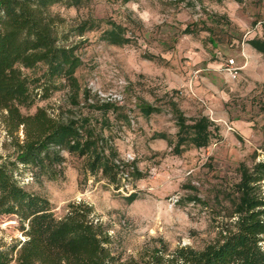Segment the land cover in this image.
I'll return each mask as SVG.
<instances>
[{
    "label": "rangeland",
    "instance_id": "obj_1",
    "mask_svg": "<svg viewBox=\"0 0 264 264\" xmlns=\"http://www.w3.org/2000/svg\"><path fill=\"white\" fill-rule=\"evenodd\" d=\"M50 12L58 20V44L74 47L82 61L80 91L77 97L61 79L52 89L44 65L23 69L34 106L22 113L44 108L54 118L89 117L97 125L107 119L96 108L112 104L117 112L108 114L104 134L113 138L118 160L140 176L117 189L88 172L84 159L65 153L58 180L36 179L20 166L19 184L48 199L58 218L71 203L91 205L121 263L156 250L165 258L182 247L202 251L218 241L236 219L243 167L264 161V56L248 44L264 39V0H85ZM111 22L124 28L129 43L103 39ZM228 59L240 67L238 79L225 72ZM144 102L160 112L144 115ZM172 102L188 119L211 121L209 146L175 148ZM23 139L22 129L11 135L0 117V165L14 160L15 142ZM24 239L15 216H0V251L16 257L12 250Z\"/></svg>",
    "mask_w": 264,
    "mask_h": 264
},
{
    "label": "trees",
    "instance_id": "obj_2",
    "mask_svg": "<svg viewBox=\"0 0 264 264\" xmlns=\"http://www.w3.org/2000/svg\"><path fill=\"white\" fill-rule=\"evenodd\" d=\"M84 1L0 0V117L11 135L20 129L24 133V139L15 142L14 160L0 165V216H15L25 237L12 250L16 257L0 251V264H264V161L252 170L243 167L236 219L221 231L218 241L202 251L179 248L170 258L156 250L140 261L128 263L117 261L111 253L109 237L102 225L95 222L91 205L71 203L64 217L58 218L48 199L19 184L20 166L31 170L36 179L58 180L62 176L65 153L84 159L88 172L101 174L117 189L125 178L140 176L133 166L129 172L118 160L113 138L104 134L108 114L116 111L112 104L96 108L107 119L97 125L89 117L54 118L44 108H38L31 115L21 111L22 107L34 106L31 81L23 69L39 65L46 67L44 76L52 89H57L52 81L61 79L78 97L76 72L82 61L74 47L58 44V20L50 9L64 2L79 7ZM110 26L103 33L106 42L116 46L129 43L121 25L111 22ZM94 27V23L81 26L79 35ZM248 44L264 56V39H253ZM47 87L45 98L50 91ZM171 106L178 128L175 148L180 150L186 143L195 148L209 146L211 121L206 116L188 119L176 103L172 102ZM140 111L146 116L160 112L146 102L141 104ZM130 199L134 201L136 196Z\"/></svg>",
    "mask_w": 264,
    "mask_h": 264
},
{
    "label": "built area",
    "instance_id": "obj_3",
    "mask_svg": "<svg viewBox=\"0 0 264 264\" xmlns=\"http://www.w3.org/2000/svg\"><path fill=\"white\" fill-rule=\"evenodd\" d=\"M224 70L231 79L233 80L238 79L240 67L237 66V64L233 59L226 60V63L224 65Z\"/></svg>",
    "mask_w": 264,
    "mask_h": 264
}]
</instances>
